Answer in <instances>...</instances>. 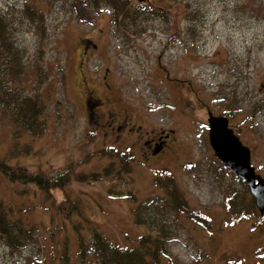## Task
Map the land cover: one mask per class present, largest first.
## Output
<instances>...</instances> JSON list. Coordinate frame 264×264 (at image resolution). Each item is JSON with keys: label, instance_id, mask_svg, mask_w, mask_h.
Wrapping results in <instances>:
<instances>
[{"label": "rangeland", "instance_id": "obj_1", "mask_svg": "<svg viewBox=\"0 0 264 264\" xmlns=\"http://www.w3.org/2000/svg\"><path fill=\"white\" fill-rule=\"evenodd\" d=\"M89 3L0 0V91L38 95L43 105L38 135L17 133L0 114V160L51 180L73 167L87 176L112 167L99 181L71 179L48 194L0 172V214L14 238L0 233V264H82L74 227L87 244L96 231L120 246L160 227L167 240L161 264H264V217L245 183L214 156L204 108L230 118L264 177V0H133L135 20L118 23L103 0L99 8ZM97 34L88 67L94 76L107 66L111 85L99 83L97 95L112 109L122 102L147 137L174 131L149 160L134 136L117 143L83 112L75 56L78 40ZM108 147L131 155L127 172L117 159L96 154ZM158 174L170 175L188 207L210 218L208 230L171 207ZM65 194L79 205L68 220L56 209Z\"/></svg>", "mask_w": 264, "mask_h": 264}, {"label": "trees", "instance_id": "obj_2", "mask_svg": "<svg viewBox=\"0 0 264 264\" xmlns=\"http://www.w3.org/2000/svg\"><path fill=\"white\" fill-rule=\"evenodd\" d=\"M102 0H91L90 5L95 8H99L98 2ZM106 4L111 7L112 14H114L115 23L121 20H131L134 21L136 18L137 8L131 10V4L133 0H103ZM144 2V0H142ZM31 6H26V11H30ZM148 9L155 14L162 16L166 15L165 9L162 6H156ZM135 16H134V15ZM6 22L4 19L0 18V45L5 44L4 34ZM6 46V44H5ZM43 105H41L38 95L27 96V95H14L10 87L4 88L0 91V108L1 116L9 121L13 126L17 127L16 132L19 133L21 130L25 132H32L31 135H38L42 132L43 126L41 120H39V115L42 110ZM97 155L107 156L110 158H115L120 162L125 172L129 170L128 162L131 160V155L128 153H122L117 151L114 147H108L100 149L96 153ZM12 167V166H11ZM4 161L0 160V172H2L10 182H19L24 184H32L38 187L40 191L46 192L47 194L51 190H62L66 184H68L71 179L75 181H99V176L103 174L104 176L109 175L112 167L103 169L102 173H92L90 175H85L83 172L78 171L75 173L76 168L68 169L62 174L55 176L52 180L43 177L40 173H29L24 168L12 169ZM11 168V169H10ZM157 183L162 188H166L167 194L171 199V207L177 211L182 212L186 217H189L196 222H199L200 226L205 230L209 229L210 218L206 217L199 211L192 210L188 207L186 200L181 196L178 188L174 186L173 179L170 175H157ZM90 179V180H89ZM239 181V180H238ZM65 198L57 203L56 209L61 213L64 219L68 220L70 216L74 214H79V205L71 200L67 194ZM253 199L251 198V202ZM253 206V203H252ZM255 207V206H254ZM254 209V208H253ZM254 214V213H253ZM134 220L138 224L142 222L138 215L135 216ZM7 219L4 215L0 214V233L2 237H7V241L11 242L14 240L13 236L8 233L6 223ZM76 231V244H77V256L81 260L82 264H85L88 256L92 255L96 259V264H161L163 255L166 253V243L165 235L162 228L159 227L158 234H145L140 235L138 239L134 240L131 245L120 246L115 243H109L105 238L96 231H93V238L89 244L85 242L82 234L78 231V228L74 227ZM67 252L63 254V258L67 259ZM67 264V262H66Z\"/></svg>", "mask_w": 264, "mask_h": 264}, {"label": "flooded vegetation", "instance_id": "obj_3", "mask_svg": "<svg viewBox=\"0 0 264 264\" xmlns=\"http://www.w3.org/2000/svg\"><path fill=\"white\" fill-rule=\"evenodd\" d=\"M95 37L98 41L94 38H90V40L87 38H80L78 40V48L75 56L76 71L83 85V89L81 91L83 93V112L89 114L95 124L102 127V133L107 134L109 132L110 137L114 134L113 140L117 143L124 137L129 138V136H134L139 144H142V155H144L146 160H149L153 156L158 155V152L163 150L166 146V141L171 135H173L174 131L171 129L166 131L161 130L157 131L151 137H147L146 135L149 133H144L141 129V125L134 126L133 122H131L130 118L125 114L124 109H122V102L118 103L119 107L112 109L108 107V104L106 105V101H108L109 98H106L105 101L101 100L96 93L97 85L100 83L107 90H111V85L108 80L109 69L107 66L103 68L104 70L102 73H97L94 76L92 75L91 70H89L88 65L92 59V54H95V52L98 51L99 41L102 38L99 34ZM116 101L120 100L118 99ZM102 105H104V111L100 112L102 117H97V111L100 110ZM204 108H206V119L208 112H211L213 116L221 115V113L212 111V109L208 108L206 105ZM229 119L228 126L230 123ZM155 150H157V152H155Z\"/></svg>", "mask_w": 264, "mask_h": 264}, {"label": "water", "instance_id": "obj_4", "mask_svg": "<svg viewBox=\"0 0 264 264\" xmlns=\"http://www.w3.org/2000/svg\"><path fill=\"white\" fill-rule=\"evenodd\" d=\"M142 2V0H136ZM207 140L214 156L245 183L261 217H264V177L254 171L250 161V150L228 127V118L207 114ZM156 151V150H155Z\"/></svg>", "mask_w": 264, "mask_h": 264}]
</instances>
